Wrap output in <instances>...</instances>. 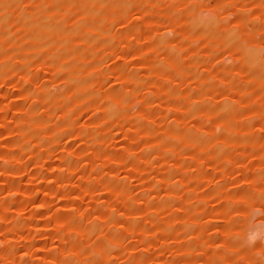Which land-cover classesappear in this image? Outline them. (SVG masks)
<instances>
[{"label":"rangeland","instance_id":"rangeland-1","mask_svg":"<svg viewBox=\"0 0 264 264\" xmlns=\"http://www.w3.org/2000/svg\"><path fill=\"white\" fill-rule=\"evenodd\" d=\"M0 264H264V0H0Z\"/></svg>","mask_w":264,"mask_h":264}]
</instances>
